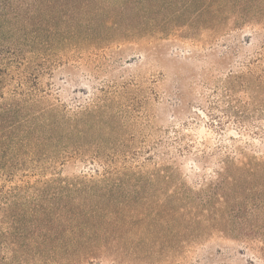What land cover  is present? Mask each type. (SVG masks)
Masks as SVG:
<instances>
[{
    "label": "trees",
    "instance_id": "trees-1",
    "mask_svg": "<svg viewBox=\"0 0 264 264\" xmlns=\"http://www.w3.org/2000/svg\"><path fill=\"white\" fill-rule=\"evenodd\" d=\"M156 1L132 7L166 16L156 29L189 13L202 23L231 13L237 30H250L247 43L257 41L244 73L201 95L198 113L219 136L210 151L178 130L136 153L85 149L111 140L91 132L115 131L112 117L97 104L65 110L42 81L60 64L58 43L74 49L102 34V1L0 0V264H168L213 232L264 264V0ZM181 159L212 165L202 188L145 195L174 180ZM78 165L91 172L64 175Z\"/></svg>",
    "mask_w": 264,
    "mask_h": 264
},
{
    "label": "rangeland",
    "instance_id": "rangeland-1",
    "mask_svg": "<svg viewBox=\"0 0 264 264\" xmlns=\"http://www.w3.org/2000/svg\"><path fill=\"white\" fill-rule=\"evenodd\" d=\"M101 1L103 6L97 8L103 10L98 18L102 34L80 38L74 49L58 43L54 58L60 64L53 66L52 78L42 81L51 85L53 96L65 110L75 113L97 104L112 117L115 131L91 132L92 138L102 134L111 140L87 142L83 147L136 153L178 130L195 149H213L219 136L197 106L204 107L201 95L209 97L214 88L219 93L227 81L245 72L257 43H247L252 38L250 30H237L231 13L217 16L214 23L199 22L189 13L156 29L155 22L165 19L166 24L167 17L153 10H132L139 6L138 0ZM256 20H264V13ZM226 134L235 135L230 130ZM212 170V165L204 168L181 159L173 166L175 179L153 186L145 195H183L187 189L194 195L202 188L200 177H209ZM80 171L91 172V167L66 168L64 175ZM239 250L240 245L228 235L213 232L197 243L184 244L168 264H250L249 256Z\"/></svg>",
    "mask_w": 264,
    "mask_h": 264
}]
</instances>
